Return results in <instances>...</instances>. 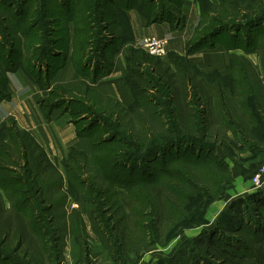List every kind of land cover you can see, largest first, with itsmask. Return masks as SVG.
<instances>
[{"label":"trees","instance_id":"obj_1","mask_svg":"<svg viewBox=\"0 0 264 264\" xmlns=\"http://www.w3.org/2000/svg\"><path fill=\"white\" fill-rule=\"evenodd\" d=\"M9 1L11 0H0V6L6 3L14 5ZM19 1L28 2V0ZM51 1L53 5L51 10L58 14L55 17L66 24L67 33L62 50L55 46L58 50L53 51L52 45L49 44H40L33 48L24 45L22 48L26 50V60H20L22 59L20 48L16 47L12 40L6 39L11 32L10 26L7 28L6 25L0 24L3 30V35L0 34V100L8 97L5 83L9 71L21 68L48 88L55 73L66 65L69 55L76 71L89 83H95L109 75L114 67V56L121 49L127 36L126 31L129 30L130 23L127 17L129 10H137L149 24L170 21L181 26L184 22L181 12L182 0ZM198 2L201 7V19L193 37L188 42L186 57L203 48L221 44L228 51L231 73L227 75H222L219 71L206 73L185 56L172 58L173 64H171L149 54L142 48H131L127 55L126 83L133 93L134 102L127 108L121 107V111L128 115H135L144 126L149 127L150 123H158L160 128L147 129L143 136L137 137L136 134H130L132 131H129L130 128L126 125L125 128L129 129L126 131L130 132L126 136L123 130L119 129L120 125H117L118 130L112 128L110 120L104 115L96 116L93 113L90 118L95 120L86 128H79L78 121L73 119L78 134L91 140L93 151L91 154L73 150L68 152L63 160L68 175L67 190L64 188L63 175L50 162L46 152L34 137L13 121L4 124L3 129L0 130V191L9 202L11 214L15 212L19 219L29 218L32 231L40 239V232L35 230V226L38 227L41 223L40 214L37 211L40 210L41 214L49 213V210L57 205L56 202L55 204L52 202L55 196L50 192L51 190H44L42 186L44 178L54 169L58 175V178L54 176L58 190L65 189L69 192L77 184L82 187L87 185L90 189L89 180L82 179V175L76 168L77 159H81L85 164L87 161L99 162L103 179L109 181L114 188L116 187L120 195L127 194L124 198L110 199L109 196L114 195L111 191L106 192L99 189L97 184L93 185L96 186L93 190L94 195L102 197L105 201L104 205L107 204L102 214L106 215L109 208L112 209L110 201L113 200L115 206L108 213L106 224L111 225L122 252L126 253L128 241H131V244L140 251H147L143 241L146 245L151 244L150 246L154 242L146 239L148 235L143 231L141 222L134 225L131 233L141 230V239L144 240L131 237L129 227L125 225L130 217L124 210L125 205H129L133 215H139L143 219L146 214L135 206L139 205L143 198L145 208L149 203L151 204L156 195L151 201H146L147 194L149 198H152V195L147 192L153 190L155 194L154 190L157 187L172 190V185H177L181 181L171 182L166 179L178 177V173L183 171L182 164L200 166L211 161L207 158L210 157V152L215 153L221 141L220 131H214L211 126L214 108L219 109L220 124L227 130L226 134L228 130H231L235 136H240L244 143L252 147L255 129L246 126L237 113L236 105L232 106L228 99L232 98L231 90L233 91V86L238 84L236 80L242 74L244 76L240 80H245L251 95L243 97L240 102L248 98L255 100L254 113L248 114L247 118L256 128L262 126L264 131V113L256 108L264 97L261 71L262 69L264 71V41H257L253 37L242 38L240 34L243 30L253 29L264 23V0H223L217 6L210 0H198ZM213 7L227 10V12L222 14L219 11L218 13L212 9ZM3 8L14 23L13 30H15L11 34H16V37L24 40L46 39L45 35L31 34L36 26H42V18L47 11L45 4H43L42 14V5L38 7L40 12V18L39 15L36 18L38 22L35 19H29L31 13L28 7L12 10L11 7L4 5ZM71 24H74L72 39ZM225 31L231 32L230 39L218 37V34ZM235 49H241L245 53L257 51L261 55V68H258L245 54L233 53ZM49 57H52V60L46 65L43 64ZM240 72L241 74L236 78ZM87 84L83 82L72 89L52 88L47 96L40 98L39 103L46 108L47 113L55 108H62L63 111L68 112L69 108L63 107L64 99H66L64 94H76L81 87H87ZM160 84L169 92L166 112L159 109L165 102L154 96L158 93L163 96L165 93L162 92ZM87 88L86 91L90 92ZM246 108L249 111L251 107ZM103 134L107 136L104 137ZM123 145L126 147L121 149ZM126 148H131V151H125ZM109 154L112 155L108 156ZM158 155L169 156L170 159L168 161L164 159L157 166H152L156 163L155 157H159ZM120 158L127 160L121 161ZM219 162H221L220 158ZM79 167L81 168L80 164ZM91 192V189H79L78 194L86 205L91 202ZM106 193L110 194L105 196ZM261 193L257 190L232 200L213 229H204L193 237L197 247L192 245L189 250H186V253L190 255V264H264V198L260 197ZM249 202L253 205L251 209L256 216L255 222L246 218ZM3 209L2 201H0V217ZM84 213L88 216L95 234L109 252L113 262H120L121 258L115 254L110 238L106 234V227H100L101 220L96 212L85 206ZM65 215L64 212L61 216ZM33 217L35 220H32ZM12 223L14 222L10 220L6 226L0 225V264H22L20 259L3 248L12 238ZM51 224H54L53 219ZM70 224V227L67 225L70 228L67 230L72 229V237L75 236L81 246L82 259L85 258L86 262H89L88 243L87 240H82L83 232L81 233L80 230L83 225H86L83 214L73 209ZM67 226L63 225L61 230L65 231ZM154 229L156 233L159 231L156 226ZM74 230H78L77 233ZM129 233L130 239H127ZM228 233L233 236H227ZM15 234L19 245L24 244V239L28 237L26 230L17 228ZM179 255L185 256V251L179 252Z\"/></svg>","mask_w":264,"mask_h":264},{"label":"rangeland","instance_id":"obj_2","mask_svg":"<svg viewBox=\"0 0 264 264\" xmlns=\"http://www.w3.org/2000/svg\"><path fill=\"white\" fill-rule=\"evenodd\" d=\"M9 2H13L14 5H12L11 3H6L4 5L11 7L12 10H15V8L21 9V7H28L31 13L29 19H35L37 20L36 22H38V19L36 18L40 13L38 7L42 5V14L43 4L47 6V11H45V15L42 18V26H36L31 33H39V35H45L46 39H39L36 41L35 39H19L18 36L16 37V34H11L15 30H13L14 23L8 17V12L4 10V5L0 6V24L2 26L6 25L7 28H9L10 26L11 32L6 37V39H8L9 41L12 40L15 46L20 48V51L22 52V59L20 60H26V50L22 48V46L24 45L33 48L39 46L40 44H49L52 45L53 51L58 50L55 46H58L59 50H62L64 46V39L66 38L67 33L66 24L61 23V21L55 17V15L57 16L58 14H55L54 11L51 10V8L53 7L51 0H28L27 3L19 0H11ZM216 8L217 7H213L212 9H214V11L218 13L219 11L222 12V14L227 12V10ZM71 25H73V31L71 30ZM71 25L70 36L72 39L74 36V24ZM6 31L8 32L9 30L7 29ZM0 34L3 35V30H1V28ZM127 34L128 32L126 31V35ZM240 34L242 38L253 37L256 38L257 41L263 42L264 23L256 28L243 30L240 32ZM221 36L224 39H230L231 32L225 31L218 34L219 38ZM134 48H140L138 47V41ZM232 52L237 55H244L243 50L241 49H235ZM32 55L34 56V54ZM184 56L186 59H188L186 55L176 54L174 52L159 58L166 62L169 61L171 62V64H173L172 58ZM259 57L261 60L260 54ZM50 60H52V57L44 60L43 64H48ZM257 60L255 62H257ZM261 71L262 79L264 82V71L263 69ZM240 74L241 72L236 76V78ZM242 76L244 75L242 74ZM242 76H240V78L236 80L238 81V84H235L233 86V91L231 90L230 97H232L234 100L232 98L228 99L230 100V104L232 106L236 105L235 107L237 113L240 115V117H242L246 126L250 127L251 129H255L254 138L252 139L251 143L252 147H250L248 143H244L240 136H235L231 130H228L226 134L227 130H225L224 127H222V125L220 124L219 109L214 108L211 118V126L214 131H220V138L222 143H220L221 141H219V145L217 146V150L215 151V153L210 152L211 155L207 159L211 161L208 164L200 166H195L193 164H182L181 167L183 171H180V173H178V177L166 179V181L171 182L181 181L177 185H172V190L157 187V189L154 190L155 194L152 192L153 190L147 192L152 195V198H149L147 194L145 199L146 201H151L154 198V195H156V197L151 201V204L149 203L148 207L145 208V202L143 198V200L140 201L139 205L135 206V208H139L141 212L143 211L146 214L143 219L139 215H133V211L130 212L129 205H125L124 210L128 212L130 216L126 220L125 225H128L130 233L132 232L134 225L137 222H141L143 223V231L147 232L148 235L146 239L150 241L152 240L154 242L152 246H150L151 244L146 245V243H144L143 241L144 239H141V230H137L136 232L131 233L132 238L136 240L141 239L143 241L144 246H146L145 250L147 251H140V249H137L134 244H131V241H128L126 253L122 252L120 244L117 243L115 232L112 230L111 225L106 224L108 213L111 212V210L115 206L113 200L110 201V204H112V209L109 208V212H107L106 215L102 214V210H106L107 207L105 208V206H107V204L104 205L105 201L102 197L99 198L94 195L95 193L93 192V190H95L94 188H96V186L94 187L93 185L97 184L99 189H103L106 192L111 191L114 195L109 196L110 199L116 197L124 198L127 197V194L120 195V191L116 187L114 188L109 181L103 179L99 168V162L89 163V161H87L85 164V162L81 159H77L78 161L76 163V168L79 174L82 175V179L86 181L89 180L88 182L90 184V189L93 192H91V202L86 205L82 197L78 194L80 188L90 190L89 188H87V185H84V187H82L81 185L77 184L74 185L72 187L73 189L69 190V192L66 191L69 188V184L66 168L65 166H63L64 164L60 165V169H57L65 179L64 188L66 190L57 189V184H55L54 176H57L58 178V175L54 171V169L51 170L50 175L44 178L42 186L44 190H51L50 192H52L53 196H55L52 202L54 204L56 202L57 205L53 209L49 210V213L45 212L41 214L40 210L39 212L37 211V213L40 214L41 223L38 227L35 226V230L36 232H40V237L42 240L32 231L29 224V218L19 219L17 218V214L15 212H12L11 214V207L9 206V202L3 195V192L0 191V201H2V205L4 208L3 214L0 217V225L2 224L6 226L8 224V221L10 220L14 222L12 223L13 229L11 230L12 238L9 239L10 243H8V245H5L3 248L6 251L12 253L14 257L20 259L22 264H190V255L186 253V250H189L192 245H195L197 247L193 237L198 235L204 229H213L220 215L229 207L230 203L225 205L223 209L220 210L221 212H216L214 216L209 215L211 205H213L215 202L217 204V202L227 200V197L226 199L223 198L228 191L231 192L237 185L235 179L233 178V173L235 172V174H237V172H239L243 176L245 185L244 188L253 190L252 192L257 191L254 189L255 184L253 181V176L258 168L264 164V131L261 125L260 128H256V126L252 124V122L247 118V116L251 115V113L253 112V107L256 103L254 102L255 100L252 101L249 100L250 98H248L240 102L243 97H248L249 95H251L250 88H248V85H246L245 80H240ZM83 82L88 83L86 85L88 88L85 86L81 87L80 91L73 95L64 94V98L66 99H64L65 103L63 105V107L69 108L68 112L71 114L72 119L78 121L77 124L79 128H86L94 122L95 119H92V117L90 118L93 113H95L96 116L104 115L105 117H107V119L110 120L111 127L116 130H118L117 125H120L119 129L123 130V133L126 134V136H128V134L130 133L126 131V125H128V127L130 128V130H127L132 131L130 134H136L138 135L137 137L143 136L146 133L147 129L157 130V128H160V125L158 123H150L149 127H147L146 125L144 126L135 117V115H128V113L122 112L121 107L127 108L128 106L122 104L118 99L112 96L103 95L98 90L93 89L91 87V84L93 83H89L86 78L84 81L74 87L80 86ZM160 87L162 92L165 93L163 94V96L161 93H158L157 95L154 94V96L157 97L158 100L160 99L162 102H165L164 105L159 109L162 112H166L168 107L167 100L169 98V92L165 87H163L162 84H160ZM86 88L90 90V92L86 91ZM246 107L251 108L249 111H247ZM256 108L261 109L262 113H264V97H262V102H259V104L256 105ZM248 121L251 123H249ZM103 136L106 137L107 134H103ZM125 147L126 146L123 145L121 149H124ZM125 151H131V148H126ZM111 155L112 154H109L108 156ZM158 156L159 157H155L157 161L152 166H157L164 159H166L167 161L170 159L169 156ZM219 158L221 159V162H219ZM120 159L121 161L127 160L122 158ZM79 164L81 165L82 169L79 167ZM198 188H200L202 191ZM258 190L262 192L260 197L264 198V179L261 187ZM252 192L250 191L247 194ZM108 194L110 193H106L105 196H108ZM127 199L128 198H126V200ZM248 204L249 207L248 209H246V218L249 221L255 222L256 216L251 209L253 205L250 202ZM85 206H88L92 211L96 212V215L101 220L100 227H106V234L110 238L111 246L113 247L115 254L119 256V258H121L120 262H113L112 258L109 255V252L105 249L104 245L95 234L88 216L84 213ZM73 209L80 211L84 216L86 225H83L80 230L81 233L83 232L82 240H87L88 243L89 262H86V259L84 257V259H82V256L80 254L81 246L79 245L78 241H76V237L74 235V237H72V229L67 230L70 229L69 227L71 226L70 217ZM64 212L66 213V215L61 216ZM50 216L51 221L52 219L54 220V224H51ZM32 220H35L34 217ZM63 225H68L69 227L67 226L65 231L61 230ZM154 226L159 229L157 233L155 232ZM17 228H23L27 232L28 237L26 238V240L24 239L25 243L22 245H19L18 237L15 234ZM77 231L78 230H74L75 233H77ZM130 233L128 234L127 239H130ZM227 236L231 237L233 235H230L228 233ZM184 251L186 254L185 256L179 255V252Z\"/></svg>","mask_w":264,"mask_h":264},{"label":"crops","instance_id":"obj_3","mask_svg":"<svg viewBox=\"0 0 264 264\" xmlns=\"http://www.w3.org/2000/svg\"><path fill=\"white\" fill-rule=\"evenodd\" d=\"M210 1L214 5H218L223 0ZM181 12L184 22L178 26L170 21L149 24L148 20L137 10L127 11L130 26L121 49L114 56L113 70L109 75L91 84V87L103 95L118 99L126 106L132 104L134 96L126 83L128 75L127 55L130 49L143 37L156 36L167 40L168 54L174 52L186 55L185 50L188 42L193 37L201 19L200 3L198 0H182ZM71 30L73 31V25H71ZM243 53L247 54L258 68H261L257 51ZM187 58L206 73L219 71L222 75H227L232 71L228 51L221 44L203 48L189 54ZM256 60L257 62H255ZM84 80L85 77L80 75L73 66L71 55H69L66 65L52 77L48 88L21 68L9 71L5 83L8 97H3L0 100V130L3 129L5 123L15 122L34 137L46 152L50 162L59 169L71 150L91 154L93 151L91 140L78 134L77 126L69 112L55 108L47 113L46 108L39 103L40 98L47 96L52 88H72ZM233 178L237 185L231 192L228 191L223 198L226 199L227 197V200L211 205L210 216H214L216 212H221L220 210L225 205L237 197L253 191L244 188V178L239 172L237 174L234 172Z\"/></svg>","mask_w":264,"mask_h":264},{"label":"built area","instance_id":"obj_4","mask_svg":"<svg viewBox=\"0 0 264 264\" xmlns=\"http://www.w3.org/2000/svg\"><path fill=\"white\" fill-rule=\"evenodd\" d=\"M138 47L144 49L149 54L164 57L168 54L167 50V40L158 38L156 36H146L138 41ZM264 179V164L261 165L253 176V181L255 184V190H258Z\"/></svg>","mask_w":264,"mask_h":264}]
</instances>
